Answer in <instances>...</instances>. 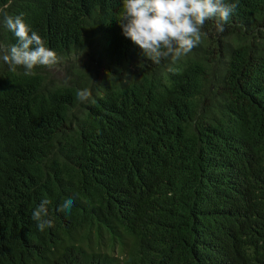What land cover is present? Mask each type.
Returning <instances> with one entry per match:
<instances>
[{"label": "trees", "instance_id": "trees-1", "mask_svg": "<svg viewBox=\"0 0 264 264\" xmlns=\"http://www.w3.org/2000/svg\"><path fill=\"white\" fill-rule=\"evenodd\" d=\"M226 2L223 31L208 20L157 64L123 35L122 0H0L95 61L91 82L0 61V264H264V0ZM0 42H17L3 25Z\"/></svg>", "mask_w": 264, "mask_h": 264}, {"label": "clouds", "instance_id": "clouds-1", "mask_svg": "<svg viewBox=\"0 0 264 264\" xmlns=\"http://www.w3.org/2000/svg\"><path fill=\"white\" fill-rule=\"evenodd\" d=\"M236 4L226 0H122L120 15L117 17L123 35L142 51L148 61L160 63L164 59L173 62L189 53L202 42L206 35L202 31L206 21L216 19L218 30L223 31ZM0 25L14 34L16 43L6 45L0 42V61L12 72L18 67L25 75H34L37 67H52L60 58L46 46L42 37L26 23L24 15L0 16ZM91 96L88 89L77 92L79 101ZM48 199L40 202L32 212L31 219L39 231L52 226L47 219ZM72 199L63 200L58 210L70 211Z\"/></svg>", "mask_w": 264, "mask_h": 264}, {"label": "rangeland", "instance_id": "rangeland-1", "mask_svg": "<svg viewBox=\"0 0 264 264\" xmlns=\"http://www.w3.org/2000/svg\"><path fill=\"white\" fill-rule=\"evenodd\" d=\"M60 58L59 62L52 66V67H41L42 70H44V73L50 80H54L56 82H62L67 80V78H70L74 81H81L86 77H82L85 70H84V65L86 66V71L88 72L87 77L88 80L91 82L93 79L91 78L92 75L95 74V61L91 57L89 53H84L81 52L80 55L77 56H71L68 57L67 59L63 56H58ZM99 65V64H98ZM100 67V66H99ZM103 69H100L101 73ZM91 71L93 72L92 75ZM106 75V74H105ZM94 78V77H93ZM75 83V82H74ZM90 84V83H89Z\"/></svg>", "mask_w": 264, "mask_h": 264}]
</instances>
